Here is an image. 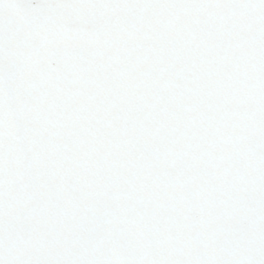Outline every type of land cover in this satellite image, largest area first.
Instances as JSON below:
<instances>
[{
  "label": "snow or ice",
  "instance_id": "snow-or-ice-1",
  "mask_svg": "<svg viewBox=\"0 0 264 264\" xmlns=\"http://www.w3.org/2000/svg\"><path fill=\"white\" fill-rule=\"evenodd\" d=\"M0 264H264V0H0Z\"/></svg>",
  "mask_w": 264,
  "mask_h": 264
}]
</instances>
